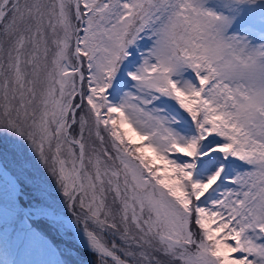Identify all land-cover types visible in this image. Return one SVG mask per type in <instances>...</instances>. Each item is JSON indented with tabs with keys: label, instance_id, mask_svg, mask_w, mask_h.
Segmentation results:
<instances>
[{
	"label": "snow or ice",
	"instance_id": "snow-or-ice-1",
	"mask_svg": "<svg viewBox=\"0 0 264 264\" xmlns=\"http://www.w3.org/2000/svg\"><path fill=\"white\" fill-rule=\"evenodd\" d=\"M0 264H264V0H0Z\"/></svg>",
	"mask_w": 264,
	"mask_h": 264
},
{
	"label": "rangeland",
	"instance_id": "rangeland-1",
	"mask_svg": "<svg viewBox=\"0 0 264 264\" xmlns=\"http://www.w3.org/2000/svg\"><path fill=\"white\" fill-rule=\"evenodd\" d=\"M142 44H144V41L141 42ZM69 235H71V233H69ZM19 259H27L28 257L27 256H20L18 257Z\"/></svg>",
	"mask_w": 264,
	"mask_h": 264
}]
</instances>
